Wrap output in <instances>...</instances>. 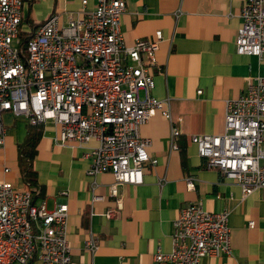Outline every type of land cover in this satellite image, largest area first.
Here are the masks:
<instances>
[{
	"label": "built area",
	"instance_id": "2783aa9c",
	"mask_svg": "<svg viewBox=\"0 0 264 264\" xmlns=\"http://www.w3.org/2000/svg\"><path fill=\"white\" fill-rule=\"evenodd\" d=\"M23 8V0H0V151L7 113L30 126L53 125L61 145L96 142L86 155L92 162L91 203L104 200L97 195L98 177L111 173L116 208L106 216L115 218L123 208L119 187L143 185L146 170L158 164L142 128L162 115L172 124V149L178 150L181 133L171 100L152 95L164 35L158 31L154 40L128 46L122 31L127 0H97L93 10L70 18L66 26L57 14L47 19L29 40L25 57ZM240 16L237 53L262 58L264 0H246ZM225 118L224 134L197 135L191 142L207 169L237 183L244 201L264 190V78L250 80L245 94L226 101ZM188 188L194 190L193 181ZM231 213L227 208L210 212L200 202L186 205L173 224L172 252L159 251L156 262L200 264L204 258L230 256ZM68 234V205L49 210L33 203L31 191L0 182V264H72ZM86 247L96 253L99 239L91 236Z\"/></svg>",
	"mask_w": 264,
	"mask_h": 264
},
{
	"label": "crops",
	"instance_id": "0c3cea01",
	"mask_svg": "<svg viewBox=\"0 0 264 264\" xmlns=\"http://www.w3.org/2000/svg\"><path fill=\"white\" fill-rule=\"evenodd\" d=\"M245 1L127 0L122 31L128 46L139 39L152 41L158 31L164 35L152 95L171 100L181 133L178 150L172 149V124L158 114L141 130L143 137L152 140L149 152L158 164L146 170L143 185L119 187L123 208L117 217L108 218L106 213L116 208L110 195L115 183L111 173L98 177L97 195L104 200L91 203L92 162L86 155L97 143L61 145L54 126H45L34 160L45 196L36 205L45 204L49 210L68 205L72 264H172L158 263L155 256L159 251L172 252L174 221L182 208L198 202L210 212L232 211V254L204 258L200 264H264V190L243 201L237 183L207 169L191 142L197 135L224 134L226 101L245 94L250 80L264 78V56L237 53ZM96 6L97 0H34L24 5L21 30L31 36L56 14L66 26L70 18ZM3 122L7 134L0 151V182L25 189L19 146L30 125L11 113L3 116ZM189 181L194 182V190L188 188ZM91 236L100 241L96 253L86 247Z\"/></svg>",
	"mask_w": 264,
	"mask_h": 264
},
{
	"label": "trees",
	"instance_id": "16d2710c",
	"mask_svg": "<svg viewBox=\"0 0 264 264\" xmlns=\"http://www.w3.org/2000/svg\"><path fill=\"white\" fill-rule=\"evenodd\" d=\"M23 2L24 5L26 3L33 4L34 0H23ZM35 33L36 32L29 36L20 30V47L24 51L25 57L27 56L28 42ZM44 130L45 125L29 126L26 140L23 145L19 146L21 177L24 182L25 189L31 191L33 194V203L35 205L37 200L44 198L45 196V188L39 184L38 174L34 169V160L37 156V148L43 137Z\"/></svg>",
	"mask_w": 264,
	"mask_h": 264
},
{
	"label": "rangeland",
	"instance_id": "374dc122",
	"mask_svg": "<svg viewBox=\"0 0 264 264\" xmlns=\"http://www.w3.org/2000/svg\"><path fill=\"white\" fill-rule=\"evenodd\" d=\"M19 119H22V120H23L24 118H19ZM24 120H25V119H24Z\"/></svg>",
	"mask_w": 264,
	"mask_h": 264
}]
</instances>
